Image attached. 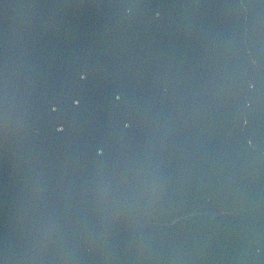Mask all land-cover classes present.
Wrapping results in <instances>:
<instances>
[{
    "label": "water",
    "instance_id": "1",
    "mask_svg": "<svg viewBox=\"0 0 264 264\" xmlns=\"http://www.w3.org/2000/svg\"><path fill=\"white\" fill-rule=\"evenodd\" d=\"M0 264H264V0H0Z\"/></svg>",
    "mask_w": 264,
    "mask_h": 264
}]
</instances>
